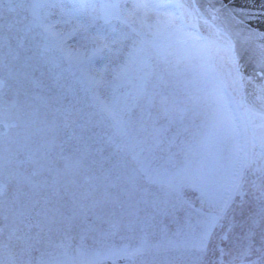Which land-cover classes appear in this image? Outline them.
Returning <instances> with one entry per match:
<instances>
[{"label": "snow or ice", "instance_id": "obj_1", "mask_svg": "<svg viewBox=\"0 0 264 264\" xmlns=\"http://www.w3.org/2000/svg\"><path fill=\"white\" fill-rule=\"evenodd\" d=\"M217 11L0 0V264H264V32Z\"/></svg>", "mask_w": 264, "mask_h": 264}, {"label": "water", "instance_id": "obj_2", "mask_svg": "<svg viewBox=\"0 0 264 264\" xmlns=\"http://www.w3.org/2000/svg\"><path fill=\"white\" fill-rule=\"evenodd\" d=\"M197 2L202 6L212 5L218 9L215 13L216 21L224 30L234 31L237 28H243L255 32H264V0H197ZM201 10L204 11V8L202 7ZM229 13L242 21V24L237 25L230 20ZM205 14L212 18L211 13ZM255 43L257 42H253L250 47H254ZM240 62L244 66L245 75L251 74L254 65L248 60L247 54Z\"/></svg>", "mask_w": 264, "mask_h": 264}, {"label": "rangeland", "instance_id": "obj_3", "mask_svg": "<svg viewBox=\"0 0 264 264\" xmlns=\"http://www.w3.org/2000/svg\"><path fill=\"white\" fill-rule=\"evenodd\" d=\"M110 2L124 3L125 0H110ZM126 2H127L128 4H131V3L133 2V0H126ZM0 75H3V78L5 79L4 74H3L2 71H0ZM4 92H6V91H5V90H4V91L1 90V91H0V95H2ZM8 99H10V98H8ZM11 99H12V97H11ZM9 123H14V120H9ZM14 130H15V129H13V131H14ZM188 195L194 198V197L196 196V193L189 192Z\"/></svg>", "mask_w": 264, "mask_h": 264}]
</instances>
